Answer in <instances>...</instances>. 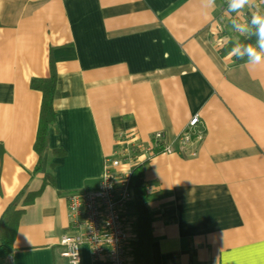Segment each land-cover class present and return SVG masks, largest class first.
Wrapping results in <instances>:
<instances>
[{
  "label": "crops",
  "instance_id": "obj_1",
  "mask_svg": "<svg viewBox=\"0 0 264 264\" xmlns=\"http://www.w3.org/2000/svg\"><path fill=\"white\" fill-rule=\"evenodd\" d=\"M255 3L264 11V0ZM226 7L0 0V215L22 188L37 192L54 167V186L18 204L12 250L0 264H68L59 238L77 229L66 194L96 187L113 157L121 159L115 179L130 167L125 157L144 172L152 264H264V66L251 70L220 52L239 36ZM49 59L58 135L48 127L33 173L41 93L29 81L48 75ZM194 114L204 136L189 156L177 136ZM155 131L171 153L147 150ZM126 216L135 218L130 203ZM79 251L80 264H104L86 244Z\"/></svg>",
  "mask_w": 264,
  "mask_h": 264
},
{
  "label": "built area",
  "instance_id": "obj_2",
  "mask_svg": "<svg viewBox=\"0 0 264 264\" xmlns=\"http://www.w3.org/2000/svg\"><path fill=\"white\" fill-rule=\"evenodd\" d=\"M198 123V115L194 114L177 136L181 152L189 156L196 155L203 140L204 132ZM163 136L162 131H155L147 150L159 145L162 151L171 153L172 148ZM124 159L130 167L120 178L115 179L112 173L120 165V157L106 158L104 175L96 187L80 188L66 194L71 227L77 229L74 234H63L59 238L61 255L67 258L68 264H80L79 247L82 244L88 246L93 260L104 264H129L130 225L126 211L132 199L128 181L133 161L129 157Z\"/></svg>",
  "mask_w": 264,
  "mask_h": 264
},
{
  "label": "trees",
  "instance_id": "obj_3",
  "mask_svg": "<svg viewBox=\"0 0 264 264\" xmlns=\"http://www.w3.org/2000/svg\"><path fill=\"white\" fill-rule=\"evenodd\" d=\"M241 42L254 43L255 37L247 40L245 37H239ZM234 41H227L221 48V53L230 52ZM234 64L245 62L232 57ZM48 75L45 77H32L29 86L41 93V102L39 109V119L33 150L37 154V161L33 168V173L41 168V155L47 146L48 127L54 122V111L52 107L53 93L56 84V70L54 63L49 59ZM53 164L50 169L44 173L40 189L25 196L26 187L22 188L14 198L4 207L0 215V259L5 258L12 250V242L14 239L18 220L23 212L18 208V204L31 202L36 194L43 188L46 183L54 186ZM143 170L141 164L132 163L129 176L128 186L132 193L130 202V210L135 213L134 220L129 222L130 236L127 242L129 264H152L150 245L152 242L151 224L153 217L147 206V198L149 193L145 189L143 180ZM24 196V197H23Z\"/></svg>",
  "mask_w": 264,
  "mask_h": 264
},
{
  "label": "clouds",
  "instance_id": "obj_4",
  "mask_svg": "<svg viewBox=\"0 0 264 264\" xmlns=\"http://www.w3.org/2000/svg\"><path fill=\"white\" fill-rule=\"evenodd\" d=\"M201 5L205 12L214 11L216 0H201ZM246 9L249 13L243 16ZM223 12L229 18L231 30L239 34L229 55L238 60H245L251 70L264 66V11L257 7L255 0H227V7ZM239 37H245L247 40L255 37V42H241ZM49 128L58 135L56 127L53 130L50 124ZM56 143L59 145L60 141L57 140Z\"/></svg>",
  "mask_w": 264,
  "mask_h": 264
},
{
  "label": "rangeland",
  "instance_id": "obj_5",
  "mask_svg": "<svg viewBox=\"0 0 264 264\" xmlns=\"http://www.w3.org/2000/svg\"><path fill=\"white\" fill-rule=\"evenodd\" d=\"M1 260V259H0Z\"/></svg>",
  "mask_w": 264,
  "mask_h": 264
}]
</instances>
